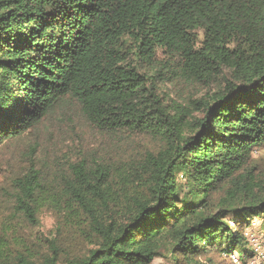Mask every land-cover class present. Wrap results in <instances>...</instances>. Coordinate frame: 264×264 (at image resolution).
Wrapping results in <instances>:
<instances>
[{
  "label": "trees",
  "instance_id": "16d2710c",
  "mask_svg": "<svg viewBox=\"0 0 264 264\" xmlns=\"http://www.w3.org/2000/svg\"><path fill=\"white\" fill-rule=\"evenodd\" d=\"M167 82L215 90L165 97ZM69 100L98 132L148 143L51 161L30 144L0 183V264H155L164 245L176 264H216L217 243H245L264 213L250 163L264 144V0H0V146ZM42 209L56 215L45 249L26 233Z\"/></svg>",
  "mask_w": 264,
  "mask_h": 264
},
{
  "label": "rangeland",
  "instance_id": "374dc122",
  "mask_svg": "<svg viewBox=\"0 0 264 264\" xmlns=\"http://www.w3.org/2000/svg\"><path fill=\"white\" fill-rule=\"evenodd\" d=\"M160 90L165 97L177 98L179 93L185 96H193V99L204 97L207 91H214L215 87L209 90L200 88L199 86H191L187 84H177L173 86L170 83L160 84ZM53 114L44 118L42 122L27 134L7 140L0 146V183L11 169L19 168L25 159L29 145L33 142L38 143L37 157L40 160L51 161L54 156H58L60 160L75 157L79 152L86 148H97L103 152L113 153L118 148L121 150H132L141 144H147V140L143 136H135L127 138L119 134H102L85 120L82 116L78 105L69 100L68 104L62 109H55ZM251 165L259 170H264V144L256 146L251 154ZM178 185L184 183V177L178 175ZM40 224L31 231L26 233L43 249L46 248L47 240L54 234L56 226V215L52 210L42 209L39 213ZM236 218H229L232 230L235 229ZM247 228L243 231L249 233V237H245L243 245L231 243H217L215 250L207 256L211 257L216 264H231L226 257L227 252L240 255V259L246 261L253 255L254 249L259 264H264V213L252 216L249 219ZM24 234V231L20 229ZM69 230L61 237L63 248H75L79 240L76 234ZM74 235V236H73ZM245 236V234H244ZM241 260V261H242ZM155 264H176L175 257L171 253V248L164 245L158 251V255L154 258Z\"/></svg>",
  "mask_w": 264,
  "mask_h": 264
},
{
  "label": "built area",
  "instance_id": "2783aa9c",
  "mask_svg": "<svg viewBox=\"0 0 264 264\" xmlns=\"http://www.w3.org/2000/svg\"><path fill=\"white\" fill-rule=\"evenodd\" d=\"M245 234V237H249V233H244ZM255 252H253V255L250 256L246 261H243L242 259H240V256L235 254V253H232V256H231V261L234 263V264H259L258 263V259L256 257V250L254 249ZM242 260V261H241Z\"/></svg>",
  "mask_w": 264,
  "mask_h": 264
}]
</instances>
